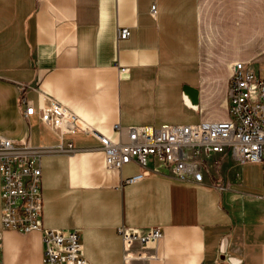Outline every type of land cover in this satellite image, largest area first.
Wrapping results in <instances>:
<instances>
[{"label": "crops", "instance_id": "crops-1", "mask_svg": "<svg viewBox=\"0 0 264 264\" xmlns=\"http://www.w3.org/2000/svg\"><path fill=\"white\" fill-rule=\"evenodd\" d=\"M119 28L128 39H117ZM236 62L264 78V0H0V137L59 144L37 115L21 114L22 99L36 111L48 104L39 94L106 137L115 125L224 122ZM72 143L41 157V227L79 230L89 264H122L121 226L162 229L152 264H212L218 255L264 264V162L213 154L200 184L158 172L125 184L139 166L107 169L97 139L79 133ZM1 207L0 198V218ZM42 251L39 231L2 232L3 264H42Z\"/></svg>", "mask_w": 264, "mask_h": 264}, {"label": "built area", "instance_id": "built-area-1", "mask_svg": "<svg viewBox=\"0 0 264 264\" xmlns=\"http://www.w3.org/2000/svg\"><path fill=\"white\" fill-rule=\"evenodd\" d=\"M156 15V6L150 10ZM128 28H119L117 39L126 40ZM119 73L127 74L126 67ZM47 105L34 107L22 99V116L27 120L37 115L40 123L54 131L59 144L53 148L35 147L28 137L13 141L0 137L1 229L20 234L41 233L42 264H89L84 256L79 230H49L41 227V157L49 152L69 153L74 150L72 137L85 134L98 140L107 169L120 170L134 163L142 173L124 181L133 184L146 174L158 172L178 181L202 183L201 164L213 154L229 153L239 163L264 162V78L258 76L252 64L236 62L231 68L226 95L227 121L200 122L192 125H164L121 128L115 125L114 136L106 137L87 126L62 104L39 94ZM28 123V121H27ZM70 137L63 146L64 137ZM154 162L156 168L149 169ZM264 173V171H263ZM122 243V264H152L159 260L157 244L163 238L162 229L149 228L139 233L119 227ZM212 264H235L219 255Z\"/></svg>", "mask_w": 264, "mask_h": 264}, {"label": "water", "instance_id": "water-1", "mask_svg": "<svg viewBox=\"0 0 264 264\" xmlns=\"http://www.w3.org/2000/svg\"><path fill=\"white\" fill-rule=\"evenodd\" d=\"M185 91L188 93V95H189V94H190V92H191V91H189V90H185Z\"/></svg>", "mask_w": 264, "mask_h": 264}, {"label": "rangeland", "instance_id": "rangeland-1", "mask_svg": "<svg viewBox=\"0 0 264 264\" xmlns=\"http://www.w3.org/2000/svg\"><path fill=\"white\" fill-rule=\"evenodd\" d=\"M262 77H264V74H262Z\"/></svg>", "mask_w": 264, "mask_h": 264}, {"label": "bare ground", "instance_id": "bare-ground-1", "mask_svg": "<svg viewBox=\"0 0 264 264\" xmlns=\"http://www.w3.org/2000/svg\"><path fill=\"white\" fill-rule=\"evenodd\" d=\"M1 191V190H0ZM82 243V242H81Z\"/></svg>", "mask_w": 264, "mask_h": 264}]
</instances>
